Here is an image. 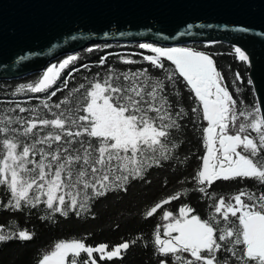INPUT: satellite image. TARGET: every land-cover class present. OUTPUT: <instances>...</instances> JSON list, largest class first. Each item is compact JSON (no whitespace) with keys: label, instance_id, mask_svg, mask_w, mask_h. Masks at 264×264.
<instances>
[{"label":"snow or ice","instance_id":"6c2138e0","mask_svg":"<svg viewBox=\"0 0 264 264\" xmlns=\"http://www.w3.org/2000/svg\"><path fill=\"white\" fill-rule=\"evenodd\" d=\"M139 47L154 54L143 56L153 67L164 69L166 60L173 69L166 70L161 79L147 69L117 72L109 68L103 77L90 80L87 86L81 84L59 103L43 101L47 113L19 104L0 111V187L9 194L5 210L23 211L43 204L49 220L56 214L79 217L91 210L96 199L109 192H126L132 181L143 180L150 168L170 160L179 146L172 132L181 129L180 121L187 115L179 101L174 106L169 99L173 92L179 96L178 78H183L196 102L191 109L193 124L201 119L206 122L200 129L205 152L192 177L198 186L195 190L208 195L217 181L237 179L264 185L262 102L248 106L240 101L238 107L213 59L204 52L146 43ZM235 54L240 61L248 60L239 47ZM76 59L69 56L49 66L38 81L21 85L16 93L47 91ZM105 60L101 58V65ZM236 79H241L238 73ZM25 112L30 115H11ZM182 194L177 192L144 213L147 219L162 210V232L158 225L151 242L158 264H264V191L240 189L227 199H217L212 193L209 199L214 203L206 219L187 204L176 214L163 210ZM14 238L29 241L33 233L6 231L0 225V243ZM140 239L137 236L111 248L107 244L89 246L75 238L60 240L37 264L119 260Z\"/></svg>","mask_w":264,"mask_h":264},{"label":"trees","instance_id":"16d2710c","mask_svg":"<svg viewBox=\"0 0 264 264\" xmlns=\"http://www.w3.org/2000/svg\"><path fill=\"white\" fill-rule=\"evenodd\" d=\"M190 47L195 51L208 54L213 59L223 77L224 85L237 100L238 107L240 101L248 106L253 105L256 98L249 83V65L247 61L238 59L235 47L224 43L191 44ZM144 55L154 54L141 49L137 44L91 45L83 51L54 61L53 63H60L69 56L77 57L63 70L51 88L40 93L25 90L17 94L16 90L21 85L35 83L42 74H32L15 80H0V111L14 108L16 104H19L21 107L37 108L41 113H47V110L43 108V101L47 100L49 105L59 103L69 92L79 89L81 84L87 86L90 80L103 77L109 68L117 72H137L147 69L151 76L163 79L165 71H171L174 67L165 60L163 61L164 69L155 68L143 60ZM102 57H106L103 65L100 63ZM123 59L136 62L125 64L122 62ZM97 73L100 74L99 77ZM237 73L241 78L239 80L236 79ZM176 88L179 90V96L173 92L169 99L174 106L179 101V106L187 112L180 121L181 129L178 132H172L179 146L170 160L163 162L160 167L150 168L143 180L132 181L127 186L126 192H109L106 196L96 199L91 204V210L79 217L74 213H69L67 218L56 214L49 220L43 204L37 208H25L23 211L5 210L3 205L8 202L9 194L6 189L0 187V225L5 226L6 231L11 228L14 231L24 229L33 233V238L29 241L14 238L6 243H0V264H37L41 256L60 240L75 238L83 240L89 246L107 244L111 248L123 241L134 240L137 236L141 239L130 246L123 259L99 261V264H158V257L153 254L151 242L158 225L161 226L162 232V225L165 223L162 220V210L153 217L144 218V213L155 203L181 192L183 193L181 197L164 205L163 210L176 214L180 206L187 204L195 209L194 214L206 219L214 203L213 199H209L212 193H215L217 199L220 196L227 199L240 189L264 191V185L250 179L217 181L208 189V195L195 190L198 186L192 177L201 164L199 157L205 152L200 129L206 126V122L201 119L199 123L193 124L194 114L191 109L196 106V102L183 82V78H178ZM54 91L56 95L51 96ZM80 91L82 92L83 89ZM73 94L79 95V93ZM48 97L51 98L48 99ZM174 110L178 109L174 107ZM16 114L24 117L30 115L29 112L11 113V115ZM48 115L50 118V114ZM41 217L45 218L41 219ZM94 256L99 260L98 254L94 253ZM85 258L86 256L82 254L81 259Z\"/></svg>","mask_w":264,"mask_h":264},{"label":"water","instance_id":"95a60500","mask_svg":"<svg viewBox=\"0 0 264 264\" xmlns=\"http://www.w3.org/2000/svg\"><path fill=\"white\" fill-rule=\"evenodd\" d=\"M262 34L264 0H0V80L40 74L97 44L224 43L247 55L264 107Z\"/></svg>","mask_w":264,"mask_h":264},{"label":"rangeland","instance_id":"374dc122","mask_svg":"<svg viewBox=\"0 0 264 264\" xmlns=\"http://www.w3.org/2000/svg\"><path fill=\"white\" fill-rule=\"evenodd\" d=\"M146 44H147V43H146ZM137 45H140V44H137ZM150 45H152V44H150ZM154 46H157V45H154ZM157 47H161V46H157ZM162 47H163V46H162ZM172 47H187V48H191L190 45H186V46H172ZM191 49H193V48H191ZM58 64H59V63H52V64H50L49 66H51V65H58ZM49 66H48V67H49ZM48 67H47V68H48ZM47 68H46V69H47ZM46 69L44 70V72L46 71ZM44 72H42V73H40V74L43 75ZM41 77H42V76H41ZM253 135H254V134H253ZM162 238H163V237H162Z\"/></svg>","mask_w":264,"mask_h":264},{"label":"flooded vegetation","instance_id":"af4514ba","mask_svg":"<svg viewBox=\"0 0 264 264\" xmlns=\"http://www.w3.org/2000/svg\"><path fill=\"white\" fill-rule=\"evenodd\" d=\"M193 50H195V49H193Z\"/></svg>","mask_w":264,"mask_h":264},{"label":"bare ground","instance_id":"6f19581e","mask_svg":"<svg viewBox=\"0 0 264 264\" xmlns=\"http://www.w3.org/2000/svg\"><path fill=\"white\" fill-rule=\"evenodd\" d=\"M44 72V71H43Z\"/></svg>","mask_w":264,"mask_h":264}]
</instances>
